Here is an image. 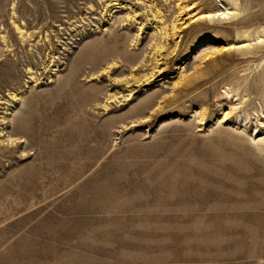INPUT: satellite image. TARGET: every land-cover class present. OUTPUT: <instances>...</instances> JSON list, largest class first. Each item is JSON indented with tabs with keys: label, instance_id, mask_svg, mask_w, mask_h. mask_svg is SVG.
Here are the masks:
<instances>
[{
	"label": "rangeland",
	"instance_id": "374dc122",
	"mask_svg": "<svg viewBox=\"0 0 264 264\" xmlns=\"http://www.w3.org/2000/svg\"><path fill=\"white\" fill-rule=\"evenodd\" d=\"M0 264H264V0H0Z\"/></svg>",
	"mask_w": 264,
	"mask_h": 264
},
{
	"label": "crops",
	"instance_id": "0c3cea01",
	"mask_svg": "<svg viewBox=\"0 0 264 264\" xmlns=\"http://www.w3.org/2000/svg\"><path fill=\"white\" fill-rule=\"evenodd\" d=\"M4 261H5V262H8L9 260H8V258H4Z\"/></svg>",
	"mask_w": 264,
	"mask_h": 264
}]
</instances>
